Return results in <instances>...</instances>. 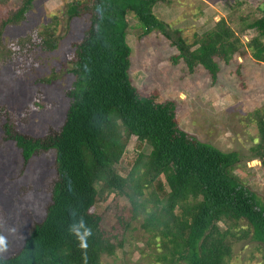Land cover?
<instances>
[{
  "label": "trees",
  "instance_id": "1",
  "mask_svg": "<svg viewBox=\"0 0 264 264\" xmlns=\"http://www.w3.org/2000/svg\"><path fill=\"white\" fill-rule=\"evenodd\" d=\"M157 1L66 3L63 16L68 20L85 17L87 24L82 36L71 43L67 58L73 79L63 91L68 103L61 123L32 136L18 129L8 110L0 108V142L14 145L22 167L33 156L54 153L53 172L42 181L48 194L43 215L6 256L1 252L10 240L0 206V264H101V255L112 254L119 242L101 229L100 215L93 209L98 191L122 194L129 205L128 221L142 215L141 226L158 239L155 261L161 264H225L236 234L231 228L236 225L244 236L264 247V207L232 173L238 155L184 132L178 126L173 100L156 101L132 84L127 16L135 18L141 36L157 30L170 39L177 51L173 62L181 60L188 72L199 66L213 82L217 61L227 63L234 54L239 56L241 40L222 17L189 42L178 30L171 38L166 24L152 12ZM31 3L21 0L0 19V63L10 54L1 39L4 27L22 21ZM258 9L261 15L247 25L255 35L243 47L252 60L264 63V0ZM56 40L48 25H42L17 39L13 57L30 60L39 51H51ZM254 113L258 141L252 150L258 155L264 147V106ZM128 136L149 150L137 155L140 165H132L121 176L113 165ZM144 195L154 197L157 204L150 207Z\"/></svg>",
  "mask_w": 264,
  "mask_h": 264
},
{
  "label": "rangeland",
  "instance_id": "2",
  "mask_svg": "<svg viewBox=\"0 0 264 264\" xmlns=\"http://www.w3.org/2000/svg\"><path fill=\"white\" fill-rule=\"evenodd\" d=\"M20 1L0 0V19ZM70 1L32 0L25 18L6 25L1 33L10 54L0 63V108L8 110L18 129L32 136L42 135L49 126L57 127L67 107L63 91L73 79L67 58L71 43L82 36L87 24L85 17L68 20L63 16V6ZM262 1L160 0L152 6L153 14L166 24L165 31L171 38L178 30L189 42L220 17L235 31L241 40V54H234L227 63L217 61L219 70L214 82L199 66L188 72L181 60L173 62L171 58L177 51L161 32L153 30L141 36L132 15L127 16L126 43L130 48L128 73L132 84L156 101L173 100L178 126L184 132L220 151H234L238 163L232 173L264 207V147L259 151L261 157L252 150L258 141L254 112L264 106V63L252 60L243 47L255 35L247 25L261 15L258 7ZM45 24L57 37L55 47L37 52L30 60L13 57L17 39ZM2 122L0 115V125ZM148 150L146 145L140 147L134 136L126 137L114 170L125 176L132 165H140L137 155ZM53 160V151H48L33 156L22 167L14 145L0 142V206L6 214L5 235L10 240L1 252L3 256L15 251L31 224L42 217L48 201L42 181L53 172ZM97 193L93 209L100 215L101 229L119 242L112 254L101 255V264H161L155 261L158 239L141 226L142 215L128 221L129 205L122 194ZM157 193L152 192L159 198ZM144 198L150 207L157 204L154 197ZM217 226L224 229L220 223ZM237 226H231L236 236L231 239L225 264H264L262 244L244 236Z\"/></svg>",
  "mask_w": 264,
  "mask_h": 264
}]
</instances>
